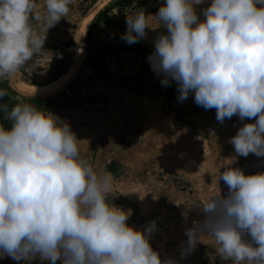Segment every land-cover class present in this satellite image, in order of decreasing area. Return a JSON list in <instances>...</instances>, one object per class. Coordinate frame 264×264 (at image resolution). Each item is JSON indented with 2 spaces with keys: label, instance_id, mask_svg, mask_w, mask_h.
I'll return each mask as SVG.
<instances>
[{
  "label": "clouds",
  "instance_id": "1",
  "mask_svg": "<svg viewBox=\"0 0 264 264\" xmlns=\"http://www.w3.org/2000/svg\"><path fill=\"white\" fill-rule=\"evenodd\" d=\"M73 0H0V79L45 51L49 28ZM165 0L155 15L126 14L128 44L163 27L147 57L162 86L175 82L178 100L215 109L216 119L255 117L229 139L236 155L220 172L228 188L198 205L204 218L185 230L187 246L211 236L222 261L264 264V172L245 174L238 157H264V0ZM203 17L202 19L200 17ZM155 18L158 26L151 20ZM33 21L40 31L34 30ZM46 32V35H42ZM8 95L0 88V100ZM0 257L56 264H176L162 260L149 242L155 221L130 225L132 209L109 203L111 175L99 174L80 156L69 123L31 103L0 106ZM248 237V238H246Z\"/></svg>",
  "mask_w": 264,
  "mask_h": 264
},
{
  "label": "crops",
  "instance_id": "2",
  "mask_svg": "<svg viewBox=\"0 0 264 264\" xmlns=\"http://www.w3.org/2000/svg\"><path fill=\"white\" fill-rule=\"evenodd\" d=\"M85 3L87 0H73L66 16L49 28L47 36L53 37L52 33H60L61 30L68 33L69 28H73L75 33L79 20L91 12L81 17ZM108 3L98 10L91 23L87 34L88 46L86 42V49L89 46L91 49L87 56L97 50L99 56L108 53L105 50L121 53L115 49L119 43L125 42L121 36L127 27L126 14L143 10L146 14L155 15L164 0H156V5L152 0H114ZM209 4L210 0H206L205 4L196 6L198 12ZM37 9L43 13L44 0H37ZM32 23L34 30L40 31L38 22ZM151 24L156 27L158 21L153 18ZM166 32L163 27L146 29V36L138 42L150 55L154 51L155 40ZM43 33L46 32L41 31ZM102 90L105 98H98L93 94L95 92L81 95L94 99L84 101L81 97V106H73L64 113L63 107L55 108L51 113L70 124L80 140L81 158L97 173L111 175V190L106 199L124 210L132 209L128 223L143 230L155 221L149 242L162 260L171 259L176 264H203L204 249L216 251L214 239L202 235L203 243L189 249L185 230L203 220L204 214L198 205L214 195L227 194L228 188L219 177L224 167L231 163L227 158L236 155L228 141L240 127L254 123L256 118L240 120L234 115L221 123L216 119L214 108L205 109L194 102V94L182 102L171 100L169 108L165 92L139 94L107 84ZM98 99L104 100V106L92 107ZM2 114L4 118L3 111ZM244 158L247 163H242ZM252 164L256 169L250 168ZM263 164L264 157L249 154L238 157L231 166L242 169L245 174H255L264 172ZM145 165L154 166L156 173H152L150 167L140 169ZM163 182L169 184L163 185ZM177 182L185 185L178 187L175 185ZM0 264L50 262L41 261L39 255L23 261H15L5 255L0 257ZM56 264H62V261L57 260Z\"/></svg>",
  "mask_w": 264,
  "mask_h": 264
},
{
  "label": "rangeland",
  "instance_id": "3",
  "mask_svg": "<svg viewBox=\"0 0 264 264\" xmlns=\"http://www.w3.org/2000/svg\"><path fill=\"white\" fill-rule=\"evenodd\" d=\"M112 1H114V0H112ZM112 1H110L109 3H112ZM115 1H117V0H115ZM152 1H153V5H156L155 4L156 0H152ZM97 2H91L90 3V1L87 0V3H85L83 6L84 12L82 13L81 17H84V15L87 12H90L94 8V6L96 5ZM164 2H165V0H164ZM162 5H160V7ZM160 7H158V8H160ZM61 26L63 27V24H61ZM69 29L70 30H68V33H65L64 30H61L60 33H52L53 37L47 36L46 33H43V35H46V40H45V44H44L45 51L42 52V54H40L39 56L34 57L33 60H30L25 66H23L21 69L18 70L17 74H18L19 78H21L22 80H24L30 84L45 85V84H48L49 82H52L53 79L56 78V76L58 75L59 71L61 70V68L64 66L65 63H68V66H70L72 64V61H73L72 58H74V56L72 54V49H73L76 41H75V33L73 31V28H69ZM86 42H87V46H88V36H87V40L85 39V42L83 43V54H84L83 60L86 59L85 56H87V53L91 49L90 46L87 47V49H86ZM80 68H81V66L79 67V70L74 75V77L70 80L72 82L76 81V86H77L80 78L85 79L87 77V75H90L92 72V69H86L83 72V75H81ZM99 78L102 79V75H100ZM101 79L99 80V82L94 83V84L88 82L87 79L84 80L81 83L80 90L78 92H74L73 89L69 88L68 87L69 82H67L65 84V86L62 87L58 92L46 94V98L48 100H50L51 103H53V104L50 106L45 105L44 107H41V109H43L45 111L48 110L51 112L52 109L54 110L55 108L59 109L60 107L61 108L63 107V113H64V112H66V109H67V111H69L70 108H72L73 106H81V102H82L81 101V97H82L81 95H87V94L93 93V92H95L93 94H96L98 98H105V95H104L102 88H104L106 86V84H104ZM0 81H2L3 83L7 82L9 85V79H7V78L0 79ZM76 86H75V88H76ZM96 86H98V87L101 86V87L97 88L96 90H87V89H89V87H91L93 89ZM9 87L11 89L9 93L13 99H17L18 101H20V103H31V104L35 105L34 98L27 97V96L21 94V92H19L21 90L17 86L14 87L15 89L10 85H9ZM82 90H83V92H82ZM67 99H71L72 101L67 102ZM5 126H7V125H5ZM243 162L247 163V159L244 158L242 163ZM255 162H257V161H255ZM253 165L254 164H252L250 166V168L255 167V169H256V166L255 165L253 166ZM262 166L264 167V164ZM143 167H145L146 169H147V167H150V170L152 171V173H156V171L153 170L154 166H151V165L150 166H148V165L140 166V169ZM165 184L167 185V184H169V182H166V183L163 182V185H165ZM160 185H161V183H160ZM175 185H178V187H180V186H184L185 183L177 182V183H175Z\"/></svg>",
  "mask_w": 264,
  "mask_h": 264
},
{
  "label": "built area",
  "instance_id": "4",
  "mask_svg": "<svg viewBox=\"0 0 264 264\" xmlns=\"http://www.w3.org/2000/svg\"><path fill=\"white\" fill-rule=\"evenodd\" d=\"M91 2H97L98 0H90ZM97 50L93 54L90 53L86 59L81 63L80 73L83 75V72L86 69H92L90 75H87L85 79L80 78L76 89L74 92L80 90L81 83L87 79L88 82L94 84L99 82L102 75V82L107 85H116L120 88H125L137 93L144 94L145 89L148 87H160L161 93L165 92V87L162 86L161 80L163 76L152 75V69L150 66L148 77L156 76L154 80H148L146 78H141L138 80H121L118 78L122 74H131L137 72L141 64L134 58H131L122 53L109 52L101 54ZM90 76V77H89ZM90 78V79H89ZM248 238V237H246ZM203 264H231L230 261H222L218 253L212 249H204L203 253Z\"/></svg>",
  "mask_w": 264,
  "mask_h": 264
},
{
  "label": "bare ground",
  "instance_id": "5",
  "mask_svg": "<svg viewBox=\"0 0 264 264\" xmlns=\"http://www.w3.org/2000/svg\"><path fill=\"white\" fill-rule=\"evenodd\" d=\"M109 1L111 0H102L100 3L94 6L90 14H87L83 19L80 20L81 23H80V28H79V41H80V44L82 45L80 57L78 61L72 58L73 59L72 64L68 67V69L64 72V74H62L60 77L53 80L52 82H49L48 84L35 85V84H30L22 80L21 78H19L18 74L16 73L17 76L15 75V78H14V87L17 86L21 91L26 92V93H34V94H40V95L55 93V92H58L62 87H64L65 84L70 79H72L74 75L77 73L83 61V57H84L83 43L85 42L86 36L90 29L91 23L96 16V13L98 12V10L104 7ZM76 44L77 42L75 43V45ZM75 45L72 49L73 56L75 52Z\"/></svg>",
  "mask_w": 264,
  "mask_h": 264
},
{
  "label": "water",
  "instance_id": "6",
  "mask_svg": "<svg viewBox=\"0 0 264 264\" xmlns=\"http://www.w3.org/2000/svg\"><path fill=\"white\" fill-rule=\"evenodd\" d=\"M102 0H98V2L96 3V5L98 3H100ZM95 5V6H96ZM80 23L77 27V30L75 31V41L77 42V44L75 45V53H74V60L78 61L79 57H80V53H81V48L82 45L80 44L79 41V28H80ZM122 54L127 55L131 58L136 59L137 61L140 62L141 67L137 72L131 73V74H122L119 75L118 78L121 80H138L141 78H146L148 80H154L157 77L153 76V77H148L149 74V69H150V62L147 59V54L145 52L142 51H134V50H122L121 51ZM81 66V65H80ZM15 78V77H14ZM14 78H12V80H9V85L12 86L14 88ZM71 80V79H70ZM68 81L69 83L72 81ZM68 83V84H69ZM15 89V88H14ZM21 92V94L27 96V97H32V98H37V97H41V98H46V94H34V93H26L23 91H19ZM145 94H160L161 93V89L160 87H148L145 89ZM105 102L103 99H98L96 102L92 103V107L94 108H101L102 106H104ZM0 123L4 124L1 120Z\"/></svg>",
  "mask_w": 264,
  "mask_h": 264
},
{
  "label": "trees",
  "instance_id": "7",
  "mask_svg": "<svg viewBox=\"0 0 264 264\" xmlns=\"http://www.w3.org/2000/svg\"><path fill=\"white\" fill-rule=\"evenodd\" d=\"M120 2H122L123 0H119ZM122 50H134V51H142L145 52L147 54V57L149 56V54L147 53V50L140 44V42H136V43H132V44H128L127 42H122L119 43L118 47L115 49V51H122ZM105 52H110L109 50H105ZM68 63H65L64 66L61 68V70L59 71L58 75L56 76V78L60 77L62 74H64V72L68 69ZM152 75H156V73L154 71H152ZM54 78V79H56ZM53 79V80H54ZM77 80V79H76ZM75 86H76V81L70 82L68 84V87L75 90ZM0 88H4L7 90L8 95L5 96L2 100H0V106L7 104L8 108L10 109L13 105L20 103L17 99H13L10 96V87L8 85L7 82H2L0 81ZM165 96L167 98V105L170 108L171 106V100H176L178 99V92H177V86L176 83L173 81L169 84V86L165 87ZM87 98H91L94 99L93 97H82V100H87ZM36 104L39 107H44L45 105H50L51 101L48 100L47 98H41V97H37L34 98ZM67 102H70V100L67 99ZM0 120L5 124V125H9V122L4 120L3 118V114H2V110H0Z\"/></svg>",
  "mask_w": 264,
  "mask_h": 264
}]
</instances>
